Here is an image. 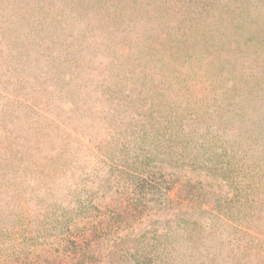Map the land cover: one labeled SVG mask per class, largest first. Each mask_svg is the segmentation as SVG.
<instances>
[{
	"label": "rangeland",
	"instance_id": "rangeland-1",
	"mask_svg": "<svg viewBox=\"0 0 264 264\" xmlns=\"http://www.w3.org/2000/svg\"><path fill=\"white\" fill-rule=\"evenodd\" d=\"M0 264H264V0H0Z\"/></svg>",
	"mask_w": 264,
	"mask_h": 264
}]
</instances>
